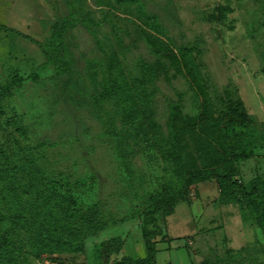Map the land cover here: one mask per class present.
Returning a JSON list of instances; mask_svg holds the SVG:
<instances>
[{
	"label": "rangeland",
	"instance_id": "1",
	"mask_svg": "<svg viewBox=\"0 0 264 264\" xmlns=\"http://www.w3.org/2000/svg\"><path fill=\"white\" fill-rule=\"evenodd\" d=\"M65 21L67 71L45 66L36 43L0 30V95L23 81L0 98V264L146 256L152 195L181 181L168 153L172 108L184 121L200 110L197 86L152 42L189 58L216 115L230 97L243 99L252 123L227 136L235 178L264 181V0H0V23L41 42ZM157 219V264H264L263 198L248 206L201 182ZM112 237L124 240L119 253L101 245Z\"/></svg>",
	"mask_w": 264,
	"mask_h": 264
},
{
	"label": "trees",
	"instance_id": "2",
	"mask_svg": "<svg viewBox=\"0 0 264 264\" xmlns=\"http://www.w3.org/2000/svg\"><path fill=\"white\" fill-rule=\"evenodd\" d=\"M65 26L66 21L56 22L52 27L53 34L51 38L44 42L38 41L3 23H0V30L16 33L36 43L46 56L45 66L55 65L67 71V63L64 61L65 45L60 35ZM152 44L163 57L168 58L174 67L180 69L197 86L200 110L196 116L184 121L179 114L181 109L172 108L169 126L173 138L170 142L168 153L172 168L180 175L181 181L179 188L176 190L168 183L163 182L158 191L152 195L151 205L145 211L144 217L145 228L143 234L146 256L138 258L124 256L120 260L108 261V264H157L159 252L157 238L164 234L157 215H171L180 202L189 198L192 187L201 182L215 181L221 190L228 191L238 202L248 206L255 204V202H261L262 198L264 199L263 195H260V185L264 184L263 180L256 179L249 187L235 178L238 166L235 156L232 154L230 143L227 140L231 130L236 127H249L252 123L243 99L230 97L225 109L216 115L213 109V102L208 96L206 89L201 85L197 68L189 58L185 54L176 55L162 43L152 42ZM58 76H60L59 73L56 78ZM22 88V79H13L2 88L0 98L5 99L16 95ZM110 92H117L115 85L112 86V91L108 90V93ZM192 138H196L202 143L193 147L191 144ZM55 182H57L55 179L46 182V186L50 191L55 188ZM46 215L49 216L48 211L44 213V216ZM14 216L16 223L20 215L17 213ZM89 217L91 218L90 220L88 219L89 222L91 220L95 221L94 212H90ZM45 225L48 226L49 223L45 221L35 225L36 231L39 232H35L37 236L42 234L41 230ZM105 226L106 224L97 221V228H104ZM73 228H76L75 231L81 230V227L75 226ZM6 244L7 242L1 243L0 248L5 247ZM101 245L107 249L109 254L119 253L124 246V240L121 237H112Z\"/></svg>",
	"mask_w": 264,
	"mask_h": 264
}]
</instances>
